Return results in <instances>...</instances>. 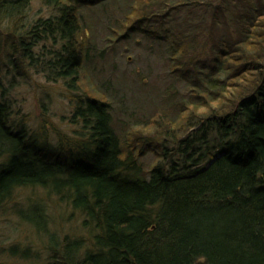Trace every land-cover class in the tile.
<instances>
[{"label":"trees","instance_id":"obj_1","mask_svg":"<svg viewBox=\"0 0 264 264\" xmlns=\"http://www.w3.org/2000/svg\"><path fill=\"white\" fill-rule=\"evenodd\" d=\"M32 1L0 0V205L41 187L79 212L86 236L38 230L48 264H264V0L128 4L113 41L163 42L189 94L174 118L158 111L129 127L123 148L90 78L105 51L80 11L104 0H41L52 13L35 20ZM32 76L64 88L70 132L16 110ZM32 202L35 216L20 217L47 224L46 205Z\"/></svg>","mask_w":264,"mask_h":264},{"label":"rangeland","instance_id":"obj_2","mask_svg":"<svg viewBox=\"0 0 264 264\" xmlns=\"http://www.w3.org/2000/svg\"><path fill=\"white\" fill-rule=\"evenodd\" d=\"M131 1L104 0L80 7L94 52L105 51V56L101 60L96 58L89 68L90 78L111 104L112 121L122 148L128 142L129 127L143 123L158 111L174 118L178 112L177 102L189 94L186 93L187 86L170 71L163 54V42L135 33L129 38L113 41L117 36L111 28L120 29L115 21L124 19ZM29 13L35 20L49 17L52 11L41 0H33ZM25 82L15 91L16 110L27 114L33 127L39 125L45 112L57 129L70 132L69 128L73 127L66 119L71 117L73 106L63 94L64 88L49 84L39 76H32L28 85ZM141 161L148 170L155 162V156L149 153ZM32 201L46 205L47 224L20 217L22 212L28 218L35 216ZM10 202L9 205H0V264H48L47 237L44 236L47 234L40 235L38 230H46L48 235L58 232L62 237L67 234L74 237L87 235V231L81 228L83 217L79 212H75L69 202L63 205L56 197H50L44 188L19 189Z\"/></svg>","mask_w":264,"mask_h":264},{"label":"water","instance_id":"obj_3","mask_svg":"<svg viewBox=\"0 0 264 264\" xmlns=\"http://www.w3.org/2000/svg\"><path fill=\"white\" fill-rule=\"evenodd\" d=\"M220 155H216L214 159H212V161H210V163L208 164V166L206 168H208L210 165H212L218 158Z\"/></svg>","mask_w":264,"mask_h":264},{"label":"bare ground","instance_id":"obj_4","mask_svg":"<svg viewBox=\"0 0 264 264\" xmlns=\"http://www.w3.org/2000/svg\"><path fill=\"white\" fill-rule=\"evenodd\" d=\"M211 161H212V160H211ZM209 163H210V162H209ZM209 163H208V164H209ZM208 164L206 165V167L208 166ZM210 166H211V165H210ZM210 166H209V167H210ZM206 167H205L203 170H206V169H207ZM209 167H208V168H209Z\"/></svg>","mask_w":264,"mask_h":264}]
</instances>
